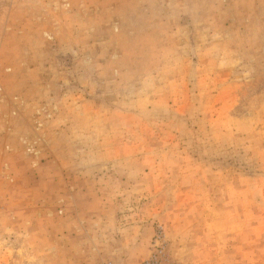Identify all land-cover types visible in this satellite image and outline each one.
<instances>
[{"label": "rangeland", "instance_id": "obj_1", "mask_svg": "<svg viewBox=\"0 0 264 264\" xmlns=\"http://www.w3.org/2000/svg\"><path fill=\"white\" fill-rule=\"evenodd\" d=\"M0 264H264V0H0Z\"/></svg>", "mask_w": 264, "mask_h": 264}]
</instances>
